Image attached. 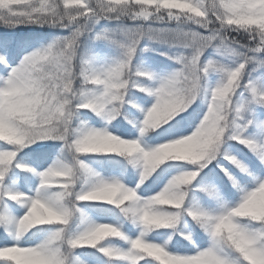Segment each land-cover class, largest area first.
Listing matches in <instances>:
<instances>
[{
	"label": "snow or ice",
	"instance_id": "obj_1",
	"mask_svg": "<svg viewBox=\"0 0 264 264\" xmlns=\"http://www.w3.org/2000/svg\"><path fill=\"white\" fill-rule=\"evenodd\" d=\"M32 26L67 35L18 60L14 45L0 49V264H264V143L245 135L249 113L264 107V81L254 78L264 76V0H0V27ZM93 39L119 56L102 66L85 59ZM145 40L179 50L168 56L178 69H136ZM133 88L154 98L134 125L139 138L81 119L91 112L111 125ZM49 141L62 145L51 166L22 158ZM229 141L259 164L233 155ZM111 155L137 170L135 187L83 159ZM33 177L31 195L9 186ZM194 183L203 205L188 207Z\"/></svg>",
	"mask_w": 264,
	"mask_h": 264
},
{
	"label": "trees",
	"instance_id": "obj_2",
	"mask_svg": "<svg viewBox=\"0 0 264 264\" xmlns=\"http://www.w3.org/2000/svg\"><path fill=\"white\" fill-rule=\"evenodd\" d=\"M63 32L60 29H50V28H38L35 26L32 27H20V28H4L0 27V49L4 47L6 44H12L14 45L15 51L18 53L17 60L22 57L24 54V49L28 48L34 44H47L51 42V40L56 37L60 36ZM41 37H44L45 39H41ZM169 53V52H168ZM26 54V53H25ZM81 54L85 59L92 60L96 65L97 61L101 56H107L109 60L116 59L119 54L120 50L115 48L114 46L110 45L109 43L105 41H95L94 39L92 41H85L84 46L81 48ZM175 55V54H172ZM172 55H163L161 53H154L150 54L149 52L144 51L142 48L138 51L137 56L134 60V66L136 69L144 71V65L145 64H152L155 68L160 70H167L173 73L178 69V65L173 61L168 59V56ZM98 66V65H97ZM148 80H141V82H145ZM247 95V93L245 94ZM150 96H148L146 93L139 92L137 89L133 88L131 92L129 93V96L127 99V104L125 106V115L118 117L116 121L112 122L113 129H120L125 136H131L136 130L135 124L137 121V112L138 109L133 107V105L137 104H143L144 102L147 103L150 100ZM202 99V100H200ZM204 97L203 93L201 96L197 99L196 103L193 105V108H198L199 112L198 114L204 109ZM191 110V109H190ZM260 113L264 117V107H257L255 109L254 113H249L248 119H253L255 113ZM127 116V118H125ZM81 119L83 121L88 122L91 124V122L97 123V124H103L104 120H102L99 117H96L91 112H81ZM129 120L132 121V123H129ZM255 123H253L251 127L254 126ZM248 138L250 135H247ZM251 139V138H250ZM230 145H235V148H229V151L235 150L236 155H241L242 159L245 160V163L248 162L247 158H251L252 160H255L257 164H259V160L243 145L236 144L235 141H229ZM61 146H59V143L52 146H32L30 149H25V153H33L31 156H25L23 153L21 154L22 158L25 160L26 163L30 164L32 167H38L39 165H42L40 170L46 166L50 165L51 160L56 161L58 158L61 157ZM85 162H88L90 165V162L99 164L103 166L105 169L112 168L114 160L122 161L125 165V169H130V175H132L133 168L127 164V161L119 156L111 155V156H86L83 157ZM188 167V166H187ZM209 167H212V165H209ZM251 167V165H249ZM264 167V166H261ZM114 169V168H112ZM178 170V169H177ZM175 171V170H173ZM206 171V170H205ZM172 172V171H171ZM259 172H255L254 174L257 175ZM21 175H25L21 173ZM10 187L13 185L10 184ZM194 191L198 193L199 186L194 183L192 186ZM156 189V188H155ZM154 189V190H155ZM154 190H150L149 192H153ZM204 194L198 193L195 197H190L187 201V206H195L197 204L203 205V201L200 199ZM239 195L237 196V198ZM105 208L110 207L105 205ZM178 227H183V223L179 224ZM155 234V233H154ZM175 239V238H174ZM206 245V242H205Z\"/></svg>",
	"mask_w": 264,
	"mask_h": 264
},
{
	"label": "rangeland",
	"instance_id": "obj_3",
	"mask_svg": "<svg viewBox=\"0 0 264 264\" xmlns=\"http://www.w3.org/2000/svg\"><path fill=\"white\" fill-rule=\"evenodd\" d=\"M106 23V22H104ZM127 25L129 27L133 26L132 25V22L131 21H127L126 22ZM110 28H115L116 25L115 24H111L109 25ZM61 35H67L66 32H63ZM41 45H45L44 43L43 44H34L28 48H25L24 49V54L27 53L28 51L30 50H33L34 48L36 47H39ZM145 47H147L149 50L146 51V52H149L150 54H154V53H167V55H172V54H177V52L179 50H176V49H169L167 46H163V45H160V44H157L155 42H150L148 40H145L142 42V45H141V48L144 49ZM211 51V50H209ZM169 52V53H168ZM209 54L206 53V56H208ZM112 60H109L107 58V56H101L98 61H97V65L98 66H102L103 64L107 63V62H110ZM144 71H147V72H151V73H154L156 74L157 76L159 77H163V76H167L169 74H171L170 71H167V70H160V69H157L155 68L152 64H145L144 65ZM254 78L255 79H258V80H262L264 81V76H261L259 74H254ZM219 81V77L216 76V75H213L212 77H210V81H209V86L210 87H214L216 83H218ZM143 86H152V82L151 81H145V82H141ZM243 91V90H241ZM246 93H244L245 95ZM203 97H204V109L199 113V116L200 118L203 117V115L206 113L207 111V107H208V102H209V97L206 93H203ZM202 100V99H200ZM154 103V98L151 97L149 102L147 103H143V104H137V108H138V111L137 112V121H136V124L137 125L142 119H143V115L144 113L141 111V109H148L152 106V104ZM254 121V126L255 127H249L247 129V132L245 133V135H250L249 138L253 139V140H256L257 142H260V143H264V117L263 115H261L260 113H255L253 119ZM199 121H197L198 123ZM91 126L93 127H96V128H104V127H107L110 131H113L115 132V134L117 135H122L123 138L125 139H134V138H139V130H138V127L135 126L136 130L133 134H131V136H125L124 133L120 130V129H113L114 127L109 124H107L105 121L103 122V124H97V123H94V122H91L90 124ZM248 137V136H247ZM54 144H58V142H45V143H42V144H36V146H43V147H46V146H52ZM35 146V145H33ZM59 146H61V144H59ZM233 155H236V151L235 150H232L230 151ZM238 156L239 158L242 159V156L241 155H236ZM84 159V158H83ZM115 162L113 163V167L114 169L112 168H109L108 170L105 169L103 166L99 165V164H95V163H92L90 162V166L95 168L98 172H100L102 175H104L105 177H118L122 180V182H124L126 185H128L129 187H135L136 183H138V179H139V174L137 172L136 169L133 168V172H132V176H134L136 179H135V182H129V175H130V169H125V165L123 164L122 161H119V160H114ZM55 161L54 160H51L50 162V165L52 163H54ZM88 163V162H86ZM227 163V162H225ZM89 164V163H88ZM48 165L44 166L41 170H44L46 169L47 167H49ZM192 169V166H188L184 169H178V170H175V171H172L170 172V174L166 177V179L163 181V183H161L158 187H156V189L153 191V192H148V195H154L156 194V192L162 190V188L167 184L168 180H170L172 178V176L174 175H177L179 174L180 171H183V170H191ZM257 175H260V173H258ZM38 186V181L36 180L35 177L32 178V181L28 184H24V185H21V184H15L13 185L12 187L15 188V189H18L20 191H24V192H27L29 195H31L34 191H35V188ZM239 199V197L237 198V200ZM87 207V206H85ZM115 219V218H113ZM190 219V218H189ZM125 227H127V225H125ZM187 227L186 224L183 223V227L182 228H185ZM155 235V234H153ZM169 235H171V233H169ZM164 240L166 241L167 240V237H164ZM157 242H164V241H157ZM205 242H206V245H207V237H205ZM205 245V246H206Z\"/></svg>",
	"mask_w": 264,
	"mask_h": 264
}]
</instances>
